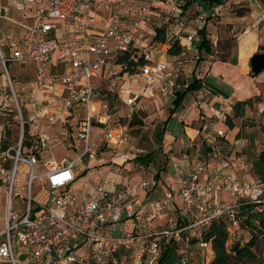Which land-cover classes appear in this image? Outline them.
<instances>
[{
	"label": "built area",
	"instance_id": "2783aa9c",
	"mask_svg": "<svg viewBox=\"0 0 264 264\" xmlns=\"http://www.w3.org/2000/svg\"><path fill=\"white\" fill-rule=\"evenodd\" d=\"M26 1L35 2L18 0L21 7ZM227 3L202 11L198 0H47L35 9L9 56L0 44V188L6 200L0 215V264H125L119 254L134 249L132 264H157L162 242L171 241L178 245L181 264H188V247H180L181 242L190 245L197 238L199 248L212 246L203 232L221 219L227 221L229 238H237L241 207L264 209V185L256 181L240 150L225 154L218 148L207 158L196 152L176 156L170 150L165 169L176 186L150 202L141 201L139 193L155 187L158 172L152 180L125 182L114 189L106 178L85 196L72 187L79 175L77 163L86 158L87 172L102 146L125 147L136 117L144 132L157 126L142 114L145 102L166 103V97L174 98L189 86L199 30L211 9L217 13ZM9 61L34 66L25 95L27 119ZM7 86L15 96V110L7 100ZM58 120L73 121L74 140L81 148L77 145L75 158L51 161L38 172L53 147L45 124ZM14 121L19 132L12 136ZM195 145L199 149L200 142L188 149ZM121 158L123 165L130 155L123 152ZM20 164L25 169L19 184ZM36 182L39 190L49 192L46 200L35 194ZM14 195L21 197L24 212L13 208ZM123 220H133L130 234L110 235V228ZM159 220L165 221L157 224ZM135 240L144 242L138 246Z\"/></svg>",
	"mask_w": 264,
	"mask_h": 264
},
{
	"label": "rangeland",
	"instance_id": "374dc122",
	"mask_svg": "<svg viewBox=\"0 0 264 264\" xmlns=\"http://www.w3.org/2000/svg\"><path fill=\"white\" fill-rule=\"evenodd\" d=\"M199 4L203 0H198ZM247 4L246 0H228V3L225 5L226 14L223 16L215 15L208 16V20L214 18L216 23L222 18H233L234 14L238 12L248 10V7L244 6ZM20 3L17 0H0V44L3 52L6 56H9L12 51V45L17 43L21 37L24 35L27 30L26 25L29 22V18L26 16L30 11L23 12L21 9ZM2 8H6L5 15L1 14ZM235 17V16H234ZM214 23L213 20L210 21V24ZM221 26V25H220ZM229 29L226 28L225 33L220 31V27H216L214 30H211V40L213 42V51L212 54L216 59L223 61L234 62L237 61L238 56V44L239 37L238 34L232 31V23H228ZM222 37L218 41L216 37ZM194 46L197 43L193 44ZM258 51H264V48H259ZM246 50L242 49V57L247 58ZM194 77L201 76L204 73V70L201 69V62L204 58L198 60L199 52L194 50L192 52ZM203 57H207V53H202ZM205 63H203L204 65ZM206 65V64H205ZM8 71L12 79L13 88L17 93L20 105L23 109V114L28 118L30 105L25 100V95L30 87L31 69L26 68L20 63L9 61L7 63ZM223 71V70H222ZM4 70L0 68V75H3ZM251 75H254L253 71L250 72ZM8 81V80H7ZM257 91L256 94L248 98L249 103L244 107L243 114L241 116H235L233 106L237 102L234 101H224L222 103H213L212 109L211 105L209 108L205 105V99L195 98L194 93H188L184 101L180 106L175 110L170 122L167 125V131L171 134L173 138H178L176 143L177 147L182 144L181 138L185 136L183 128V120H188V122L196 121L197 116H200V120L203 124L207 125L206 132L209 134L205 140L201 139L199 149L195 145L193 151L201 154L207 158L208 153L216 150L222 149L225 154H231L233 152H238V150L243 151L246 154L247 161L250 167L252 174L255 177H258V174L255 172L254 162L258 160L261 152H264V75L257 80ZM7 100L10 103V107L15 110L16 102L15 96L13 94L12 88L6 87L5 89ZM173 97H166L167 103L164 105H159L158 108L153 105V103H147V109H145L142 114L154 118L157 122V127L164 124V120L170 115V108L173 106ZM111 101V100H110ZM200 101V104L197 103ZM211 101V100H209ZM113 107H116L118 104L114 100ZM82 113H85V109H81ZM189 112V113H188ZM188 113V114H187ZM12 116L15 115V111L11 113ZM187 114V115H186ZM186 115V119H185ZM15 120V119H14ZM70 123H73L70 120ZM70 123L63 124L58 120L54 125L49 122L45 124V131L50 135L51 139L54 140L53 147L48 157L46 158L47 162H44V166L41 165L38 168V172L45 171L47 166L53 164L51 161H59L63 157H68L73 159L77 156L79 150L77 145L79 141L74 140L75 129H72ZM233 126V127H232ZM14 134L18 135L19 125L16 121L13 124ZM152 134L149 137L146 133L139 130H133L131 140L125 147L111 150H102L100 148L101 155L99 158H103L105 161L104 167H91L84 175L91 184H94L95 181L99 182L101 176L106 172H111L114 175H117V183H122L123 178L129 179L130 182L136 183L139 180H152L155 172H160V177L158 178L157 184L150 191L151 199H156L154 197L164 196V191L166 187L172 182L168 172L163 169L164 165L167 162V155L165 151L168 152L170 145H165L161 143L159 138L155 135L153 130ZM73 133V137L70 138V134ZM161 145H163L161 147ZM177 147H172V152L175 153L179 150ZM127 152L130 155V160L125 162L123 165L121 162V154ZM149 152H155V158L149 163L148 166L140 164L135 159L137 155L147 154ZM96 162H99L98 159ZM48 163V164H47ZM93 163V162H92ZM91 163V165H92ZM87 164V159L84 158V163H77L76 171L79 174L85 172L84 165ZM25 169L24 164H20L18 167V174L20 175V182L23 180L22 171ZM108 170V171H107ZM82 176V177H84ZM84 177V178H85ZM38 182L35 183V194L38 193ZM46 194H43L45 197ZM158 199V198H157ZM5 193L0 188V215H4V206H5ZM13 208L17 211L24 212L25 205L19 195H14L12 199ZM165 220H159L157 224L164 223ZM133 220H123L122 222L113 225L110 228V235L124 237L130 234V224ZM158 229H162L159 227ZM257 231V230H256ZM256 231L248 227H243L240 231V234L237 238H229L228 246L232 243L239 241L241 244H245L250 241L253 234H256ZM144 241H134V245L140 246ZM263 240H259L258 244L255 246L254 250L258 254V260L253 262H244L243 264H261ZM165 242H162L164 246ZM137 246V247H138ZM180 247H188V264H209L211 262V256L214 251L212 246L208 248H199L197 244L190 243L188 245L186 242H181ZM181 250V248L179 249ZM136 249L133 252L124 254L121 252L119 257L125 262V264H132L136 259ZM178 253V252H177ZM179 254V253H178ZM144 261L147 259V255L143 257Z\"/></svg>",
	"mask_w": 264,
	"mask_h": 264
},
{
	"label": "crops",
	"instance_id": "0c3cea01",
	"mask_svg": "<svg viewBox=\"0 0 264 264\" xmlns=\"http://www.w3.org/2000/svg\"><path fill=\"white\" fill-rule=\"evenodd\" d=\"M246 1H247V4L244 6L248 7V10H246L245 12L242 11L243 13L241 15L238 13L237 15L234 14L235 17L233 16V18L222 17L217 23H216V20L212 18L208 20V22L205 24L208 37L210 38V40H211V37H214L213 35H211L212 29L214 30L216 27L217 28L220 27V31L225 33L226 28L229 29V26H227L228 23H232L233 25L232 31L233 32L236 31L239 37L237 61H234V62L216 59L212 53H207L208 55L205 58L203 57L202 54H200L198 50L199 52L198 60L201 59V57L204 58L203 61L201 62V69L204 70V73L201 76H198L199 78H202L203 87L199 91L194 92V94H195V98L197 97V98L205 99V105L207 108H209V105H211L212 106L211 108L215 110V108H213V105H214L213 103L218 104L224 101L228 102V101H234V100L236 101L248 100V98L256 94V91L258 89L257 80L261 76L264 75V71L261 72L260 74H255V73L254 75L250 74V72L252 71L251 65H250L251 56L256 52H260L258 51L259 48H264V0H246ZM44 3L46 4L47 0H35V2L26 1L24 3L25 7H21L24 13L27 11H30V13L26 15L29 18V22L26 25V28L30 25L32 21V14L34 13L35 9H37L38 7H40V5H43ZM199 6L202 11H206L209 8H211L209 6L208 1L206 0H203V2L199 4ZM217 9H218L217 13H214L212 9L210 10L211 16H215V15L223 16L226 14L225 5L222 7L220 6ZM212 20L214 23L210 24V21ZM220 38L222 37L217 36L216 40L218 41ZM242 49L246 50L245 53L247 55V58L245 59L242 57ZM261 52H264V51H261ZM203 63H205L206 65L205 64L203 65ZM22 65L25 66L26 68L31 69V76H32L30 80L31 82L34 78L33 64H22ZM147 103H153V105L156 104L155 106L158 108L159 105L157 104L164 105L167 102L165 103L163 100L145 102L146 109L148 105ZM172 105H173V102H172ZM186 115H185V119H186ZM197 117H198L197 120L192 121V123L188 122V120L182 121L185 136L181 138L182 144L178 147L176 145L178 138H173L171 134L167 131V125L170 121L167 124L164 122L165 124L159 127L156 126L152 130L155 133V135L159 138L163 128H166V133L164 134V137L161 143H165V145H170V147L168 148L169 149L168 152L172 150L173 146H175L179 149L177 150L178 152L175 154L176 156H182L184 152L193 153L194 152L193 148L188 149V146H190L191 143H193L194 141L199 142L201 139L205 140L206 137H208L209 135L206 132L207 125L203 124V122L200 120L201 118L200 116H197ZM136 118H137V123L136 124L132 123L131 135H132L133 130H139L141 132H144L139 127L140 119L138 117ZM151 132L152 131L148 133L147 132H144V133H146L149 137H151V134H152ZM9 134L10 135L13 134L14 136L16 135L14 134L13 127L9 130ZM53 143H54V140H53ZM107 149L108 148H106L105 146H102V150H107ZM168 152L165 151V154L167 155ZM97 159L99 162H96ZM97 159L95 160V162L92 163L91 167H101V166L104 167L103 166L105 164V161H103L104 159L101 157L99 158V156L97 157ZM167 159H168V155H167ZM80 175L81 174H79L78 178L75 180L72 186L73 189L80 196H85L86 194L92 193L94 190L95 183L91 184V182L85 176H84L85 178L79 177ZM106 178L109 180L108 186L111 189L118 188L125 182H129L130 184H137L139 181H141L139 180L136 183H132L129 181V179L123 178L122 183L119 184L117 183V180H118L117 175H114L110 171L106 172L103 176H101L100 181ZM170 178L172 182L168 185V187H166L165 191L171 187L176 186V182L173 180L171 176ZM43 194H46L45 197H43ZM37 195L39 199L46 200L49 197V192L45 189L44 190L38 189ZM154 198L159 199V198H162V196L161 197L158 196ZM139 199L144 202H150V201L156 200V199H151L150 191H143V190H141L139 193ZM179 203H181L180 199H179ZM170 214H172V212ZM210 256H211V259H213L214 253L213 255H210Z\"/></svg>",
	"mask_w": 264,
	"mask_h": 264
},
{
	"label": "trees",
	"instance_id": "16d2710c",
	"mask_svg": "<svg viewBox=\"0 0 264 264\" xmlns=\"http://www.w3.org/2000/svg\"><path fill=\"white\" fill-rule=\"evenodd\" d=\"M206 1H208L209 6L213 8L222 4L225 0ZM238 13L241 15L243 12ZM199 37L200 38L196 46L200 54H202L203 52L212 53V42L208 37L205 26L199 30ZM202 87V78L194 77L189 86L185 90L178 92L177 96L173 99V107L170 108V115L164 122L167 124L170 121L175 110L184 101L188 93L199 91ZM248 103L249 100H238L233 106L234 115L241 116L243 114L244 107ZM136 123L137 118L135 119L133 124ZM165 133L166 128H163L159 136L160 142H162ZM25 142L26 145H30L29 140ZM162 146L163 145H161V147ZM155 155V152H149L147 154L137 155L135 159L138 163L148 166L149 163L154 160ZM254 166L256 168L255 172L258 174V177L254 176L256 181L259 184L264 185V152H261L258 160H255ZM163 169H165V165ZM84 175H86V172L82 173L79 177H82ZM159 175L160 172L158 171L157 178L160 177ZM241 214L243 217L242 226L248 227L255 231L257 230L256 234H253L251 240L246 242L245 244H241L239 241H237L228 246L229 236L227 221L225 219H221L219 221L213 222L211 226L203 232L204 239L211 242L214 251V257L213 259H211V262L209 264H243L246 261L253 262L255 260H258V254L254 250V248L258 244L259 240L264 241V209L262 211H258L255 209L254 205H243L241 207ZM197 241V238H192L190 243L196 244ZM177 249L178 245L174 241H171L167 245H164L157 264H181V256L177 253ZM261 264H264V243L262 248Z\"/></svg>",
	"mask_w": 264,
	"mask_h": 264
},
{
	"label": "water",
	"instance_id": "95a60500",
	"mask_svg": "<svg viewBox=\"0 0 264 264\" xmlns=\"http://www.w3.org/2000/svg\"><path fill=\"white\" fill-rule=\"evenodd\" d=\"M6 9L2 8L1 14L5 15ZM251 70L255 74H260L264 71V52H256L251 56L250 60Z\"/></svg>",
	"mask_w": 264,
	"mask_h": 264
}]
</instances>
